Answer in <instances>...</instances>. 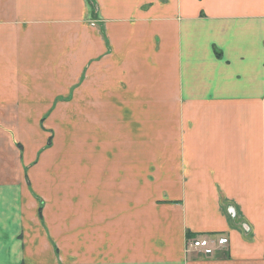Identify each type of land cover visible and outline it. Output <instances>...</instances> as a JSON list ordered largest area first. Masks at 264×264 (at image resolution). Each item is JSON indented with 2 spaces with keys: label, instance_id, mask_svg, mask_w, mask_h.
Wrapping results in <instances>:
<instances>
[{
  "label": "crops",
  "instance_id": "0c3cea01",
  "mask_svg": "<svg viewBox=\"0 0 264 264\" xmlns=\"http://www.w3.org/2000/svg\"><path fill=\"white\" fill-rule=\"evenodd\" d=\"M93 2L0 0V264H264V0Z\"/></svg>",
  "mask_w": 264,
  "mask_h": 264
},
{
  "label": "built area",
  "instance_id": "2783aa9c",
  "mask_svg": "<svg viewBox=\"0 0 264 264\" xmlns=\"http://www.w3.org/2000/svg\"><path fill=\"white\" fill-rule=\"evenodd\" d=\"M212 243L218 247H224L228 244V239L217 236L214 241L209 238H191L187 241V247L198 251H202L204 255L210 256L213 253Z\"/></svg>",
  "mask_w": 264,
  "mask_h": 264
},
{
  "label": "trees",
  "instance_id": "16d2710c",
  "mask_svg": "<svg viewBox=\"0 0 264 264\" xmlns=\"http://www.w3.org/2000/svg\"><path fill=\"white\" fill-rule=\"evenodd\" d=\"M87 3L89 5V7L91 8V11H93L92 18L94 19L96 17V13H94V11H95V9H94L95 4H94L93 0H87Z\"/></svg>",
  "mask_w": 264,
  "mask_h": 264
},
{
  "label": "rangeland",
  "instance_id": "374dc122",
  "mask_svg": "<svg viewBox=\"0 0 264 264\" xmlns=\"http://www.w3.org/2000/svg\"><path fill=\"white\" fill-rule=\"evenodd\" d=\"M95 9V12H97V9H96V6L94 7ZM79 136H82V135H79ZM77 169H81V167L77 164Z\"/></svg>",
  "mask_w": 264,
  "mask_h": 264
}]
</instances>
